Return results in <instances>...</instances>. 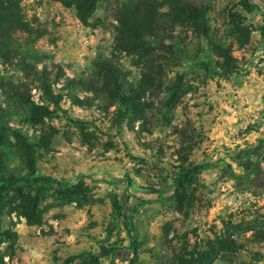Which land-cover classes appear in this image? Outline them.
I'll return each instance as SVG.
<instances>
[{
  "label": "rangeland",
  "instance_id": "374dc122",
  "mask_svg": "<svg viewBox=\"0 0 264 264\" xmlns=\"http://www.w3.org/2000/svg\"><path fill=\"white\" fill-rule=\"evenodd\" d=\"M117 1L81 25L18 0L22 29L0 31V262L264 264V150L256 177L235 160L264 139V0H185L205 36L164 15L140 56L111 52Z\"/></svg>",
  "mask_w": 264,
  "mask_h": 264
},
{
  "label": "trees",
  "instance_id": "16d2710c",
  "mask_svg": "<svg viewBox=\"0 0 264 264\" xmlns=\"http://www.w3.org/2000/svg\"><path fill=\"white\" fill-rule=\"evenodd\" d=\"M98 0H57L63 7H68L73 10L75 18L81 25H87L88 18L93 13ZM253 5L246 0H240V7L247 12ZM115 17V34L113 38L111 52L122 56H137L142 53L148 54L152 49L151 44L161 46L165 39L164 30L160 27L159 21L161 17L166 15L172 24L177 26H190L199 28L203 25V10L195 7L192 3L185 0H120L114 5ZM22 20L19 14L18 0H0V31L2 29L19 30L22 29ZM201 35L205 36V30L201 29ZM213 55L216 58H221L224 61L228 57L224 51L217 47L213 50ZM41 106H32V115H38L41 112ZM21 148H29V144L19 143ZM264 150V139L261 140L258 146L250 150L240 151L236 154V163L246 174L255 175L258 173L255 164L250 162L249 157H260ZM187 172L179 176L175 180V187L181 186L182 182L188 176ZM224 174V170L221 171ZM230 178L235 179L232 174ZM5 189V186L0 187V191ZM135 202L141 200L135 199ZM132 205L126 204V201L117 206L118 216L125 231L128 240V247L124 248L127 252L124 257L129 254H134L135 245L132 237V224L129 217ZM225 247L232 250H243L241 242L231 238L230 235L222 239ZM111 251H104L100 257L108 256ZM204 259V263L208 264L212 261L213 256L203 253L200 259ZM0 264H2L0 262Z\"/></svg>",
  "mask_w": 264,
  "mask_h": 264
}]
</instances>
